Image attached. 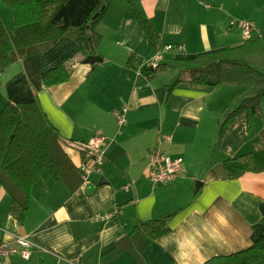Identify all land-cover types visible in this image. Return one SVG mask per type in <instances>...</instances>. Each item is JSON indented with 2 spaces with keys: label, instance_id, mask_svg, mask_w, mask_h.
Returning <instances> with one entry per match:
<instances>
[{
  "label": "crops",
  "instance_id": "obj_1",
  "mask_svg": "<svg viewBox=\"0 0 264 264\" xmlns=\"http://www.w3.org/2000/svg\"><path fill=\"white\" fill-rule=\"evenodd\" d=\"M244 2L248 5L242 6ZM134 3L162 42L185 54L244 43L241 31L232 34L238 19L254 21L252 38L264 31L258 26L264 0ZM246 6L258 14L235 16L238 8ZM133 8L126 0L111 2L96 27L101 41L97 46L92 43L90 55L100 60L94 64L79 54L80 43L63 36L18 53V60L6 71L7 82L19 73L26 75L61 135L63 150L78 169L86 157L66 142L86 143L96 134L106 138V161L103 173L91 177L94 187L82 183L70 193L64 182L44 171L32 188L24 224L9 214L11 199L0 187V243L18 247L15 237L29 236L51 251L35 250L30 260L13 256L11 264H204L253 244V227L262 218L264 172L231 180L224 162L264 145V99L262 118L248 131L246 112L221 130L226 115L249 93L248 86L210 88L181 82L168 98V87L186 79L170 71L172 63H181L173 61L175 51L166 52L159 63L166 70L155 72L152 63L158 49L132 16ZM0 17L7 28H13V11L0 5ZM131 57L135 61L128 65ZM64 61L74 62L69 80L46 86L43 74ZM124 109L126 121L119 125L115 113ZM157 149L181 159L174 183L150 182L148 165ZM108 214L114 216L101 218ZM164 217H169V232L149 243L138 258L135 242L143 241L133 237L138 223Z\"/></svg>",
  "mask_w": 264,
  "mask_h": 264
},
{
  "label": "trees",
  "instance_id": "obj_2",
  "mask_svg": "<svg viewBox=\"0 0 264 264\" xmlns=\"http://www.w3.org/2000/svg\"><path fill=\"white\" fill-rule=\"evenodd\" d=\"M113 0H0V5L12 9L14 26L9 29L0 17V70H6L18 60V53L43 42H55L69 36L80 43L79 54H91L88 40L94 46L101 41L96 32ZM132 16L148 34L150 43L158 50L165 43L150 22L142 17L134 0ZM264 13V9H263ZM97 15V16H96ZM96 16V17H95ZM95 17V18H94ZM173 61L187 64L189 76L178 79L168 87V98L177 84L186 82L210 88L219 86H248L249 93L241 104L228 113L226 123L239 113L248 115V131L262 118L264 99V31L244 43L198 54L175 51ZM135 61L131 57L128 65ZM73 61H64L43 74L48 87L63 84L72 74ZM160 64L157 71H165ZM7 103L0 112V187L11 199L9 214L24 224L31 204L32 188L48 171L53 180L64 182L70 193L82 186V173L67 156L61 145V135L44 113L38 94L27 79L19 73L5 84ZM224 166L229 179L237 180L247 173L264 172V145L256 151L227 159ZM262 218L253 227V244L246 250L231 255L216 256L204 264H264V201L260 204ZM169 217L138 223L133 237L134 252L140 258L143 249L169 232ZM137 238L138 240H140Z\"/></svg>",
  "mask_w": 264,
  "mask_h": 264
},
{
  "label": "built area",
  "instance_id": "obj_3",
  "mask_svg": "<svg viewBox=\"0 0 264 264\" xmlns=\"http://www.w3.org/2000/svg\"><path fill=\"white\" fill-rule=\"evenodd\" d=\"M238 28L242 31L243 37L247 40L252 38L253 33L256 30V25L253 21L244 20L237 23ZM183 51L181 48H177L172 44L165 45L163 49L157 50L152 63L153 67H157L159 63L164 59L166 52ZM115 113L116 120L119 125H123L126 121L125 113ZM169 142L171 138H167ZM106 138L103 135L96 134L86 143H75L67 141L68 147L77 148L82 151L86 157V161L80 167L82 173L83 183L88 185L91 183V177L95 174L103 173V166L106 161ZM181 159H172L168 155L164 154L161 150H155L150 156V162L148 165V178L153 185H165L174 183L180 176ZM126 190H129V186H125ZM114 214L105 215L104 219H110ZM99 217V216H98ZM18 247H15L8 243H0V264H11V258L13 256H19L23 260H30L35 250H41L45 253H51L50 250L36 244L31 240L29 236L17 235L15 237Z\"/></svg>",
  "mask_w": 264,
  "mask_h": 264
},
{
  "label": "rangeland",
  "instance_id": "obj_4",
  "mask_svg": "<svg viewBox=\"0 0 264 264\" xmlns=\"http://www.w3.org/2000/svg\"><path fill=\"white\" fill-rule=\"evenodd\" d=\"M247 1V0H246ZM245 6V5H248V2H244L243 4H242V6ZM3 6V5H2ZM5 6V5H4ZM7 9H8V11H10L11 13H12V9L11 8H9V7H7V6H5ZM264 9V8H263ZM242 10V11H241ZM237 9V14L235 15V16H237V17H241V16H243V17H246L247 18V16H251V14L252 15H254L255 13L256 14H258L257 13V11H255V9H253V8H248L247 6L245 7V8H243V9ZM4 18H5V20H7V18L5 17V15H4ZM244 20H249V21H252V20H250V19H244V18H242V19H238L237 21H236V25L234 24V26L232 27L233 29V33L232 34H234L235 32L236 33H239L238 32V30L239 31H241L239 28H238V26H237V23L238 22H240V21H244ZM254 22V21H253ZM256 25V24H255ZM258 26H261V28H263L264 27V13H263V21L261 22V23H259L258 24ZM242 32V31H241ZM239 35V34H238ZM172 67L170 68V71H176L177 72V78H187L188 76H189V69H188V65L187 64H180V65H177L176 66V64L175 63H172ZM7 71V69L6 70H0V112L3 110V108L5 107V105H6V103H7V96H6V90H5V84H6V78H8V76H9V72H6ZM4 75V77L3 78H1V75Z\"/></svg>",
  "mask_w": 264,
  "mask_h": 264
},
{
  "label": "water",
  "instance_id": "obj_5",
  "mask_svg": "<svg viewBox=\"0 0 264 264\" xmlns=\"http://www.w3.org/2000/svg\"><path fill=\"white\" fill-rule=\"evenodd\" d=\"M96 16H97V15H96ZM96 16H95V17H96ZM95 17H94V18H95ZM88 42H89L90 48L93 49V45H92V41H91V39H89ZM99 60H100L99 57L94 56V55H90V56L87 57V59H86V63H88V64H94V63L98 62ZM87 187H88V186H87ZM89 187H94V185H93L92 183H90V184H89ZM197 189H198V187H197Z\"/></svg>",
  "mask_w": 264,
  "mask_h": 264
}]
</instances>
